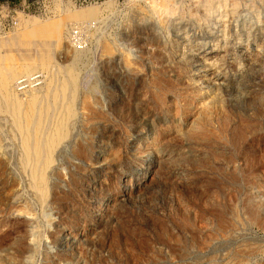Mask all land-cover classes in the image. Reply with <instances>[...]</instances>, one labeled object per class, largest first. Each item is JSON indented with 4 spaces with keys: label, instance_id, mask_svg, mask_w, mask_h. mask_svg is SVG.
Instances as JSON below:
<instances>
[{
    "label": "rangeland",
    "instance_id": "rangeland-1",
    "mask_svg": "<svg viewBox=\"0 0 264 264\" xmlns=\"http://www.w3.org/2000/svg\"><path fill=\"white\" fill-rule=\"evenodd\" d=\"M101 1L0 14V264H264V0Z\"/></svg>",
    "mask_w": 264,
    "mask_h": 264
},
{
    "label": "built area",
    "instance_id": "built-area-1",
    "mask_svg": "<svg viewBox=\"0 0 264 264\" xmlns=\"http://www.w3.org/2000/svg\"><path fill=\"white\" fill-rule=\"evenodd\" d=\"M53 2H55V0H4L0 4V14H11L15 12L24 17H30L32 15L48 17L53 13L51 11V4ZM99 2L101 3L102 1L99 0ZM98 4L99 3H97V5ZM7 21L8 20H5L3 24ZM99 28L100 24L95 22L74 27L70 34V43L78 51H87L93 46L94 39H92L91 34L95 35L99 31ZM43 82L44 73L36 72L19 78L16 82L15 90L17 93L25 95L40 88Z\"/></svg>",
    "mask_w": 264,
    "mask_h": 264
}]
</instances>
